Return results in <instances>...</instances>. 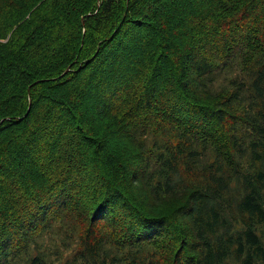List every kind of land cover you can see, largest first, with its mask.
I'll return each instance as SVG.
<instances>
[{
  "label": "trees",
  "instance_id": "1",
  "mask_svg": "<svg viewBox=\"0 0 264 264\" xmlns=\"http://www.w3.org/2000/svg\"><path fill=\"white\" fill-rule=\"evenodd\" d=\"M0 264H264V0H0Z\"/></svg>",
  "mask_w": 264,
  "mask_h": 264
},
{
  "label": "water",
  "instance_id": "2",
  "mask_svg": "<svg viewBox=\"0 0 264 264\" xmlns=\"http://www.w3.org/2000/svg\"><path fill=\"white\" fill-rule=\"evenodd\" d=\"M66 72V71H65Z\"/></svg>",
  "mask_w": 264,
  "mask_h": 264
}]
</instances>
